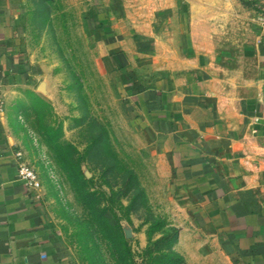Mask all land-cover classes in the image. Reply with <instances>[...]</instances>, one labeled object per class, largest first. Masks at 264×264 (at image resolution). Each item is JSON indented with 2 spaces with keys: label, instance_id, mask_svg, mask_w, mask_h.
I'll list each match as a JSON object with an SVG mask.
<instances>
[{
  "label": "rangeland",
  "instance_id": "1",
  "mask_svg": "<svg viewBox=\"0 0 264 264\" xmlns=\"http://www.w3.org/2000/svg\"><path fill=\"white\" fill-rule=\"evenodd\" d=\"M260 4L25 0V45L40 75L3 94L0 115L74 264H235L194 230L193 196L176 193L132 94L156 78L181 30L218 72L242 73Z\"/></svg>",
  "mask_w": 264,
  "mask_h": 264
},
{
  "label": "crops",
  "instance_id": "2",
  "mask_svg": "<svg viewBox=\"0 0 264 264\" xmlns=\"http://www.w3.org/2000/svg\"><path fill=\"white\" fill-rule=\"evenodd\" d=\"M263 2L240 53L248 66L242 73L218 72L190 31L181 30L170 51L162 50L156 78L132 94L176 193L193 196L187 211L194 230L235 264H264ZM25 21V0H0L4 95L40 75L25 45ZM14 150L0 115V264H74L36 192L18 176Z\"/></svg>",
  "mask_w": 264,
  "mask_h": 264
},
{
  "label": "built area",
  "instance_id": "3",
  "mask_svg": "<svg viewBox=\"0 0 264 264\" xmlns=\"http://www.w3.org/2000/svg\"><path fill=\"white\" fill-rule=\"evenodd\" d=\"M259 17L260 23L264 25V10L260 12ZM3 94L4 87L2 81L0 80V111L3 108ZM14 157L17 163L18 176L24 181V184L28 189L34 190L36 192L40 184L36 173L31 167H29L25 162H23L20 151L15 149ZM36 196H38L37 192Z\"/></svg>",
  "mask_w": 264,
  "mask_h": 264
}]
</instances>
